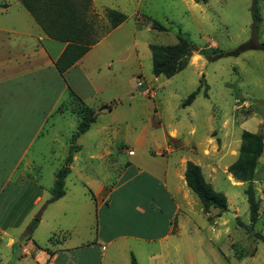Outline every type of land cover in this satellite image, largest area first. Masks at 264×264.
I'll return each mask as SVG.
<instances>
[{"label": "rangeland", "instance_id": "1", "mask_svg": "<svg viewBox=\"0 0 264 264\" xmlns=\"http://www.w3.org/2000/svg\"><path fill=\"white\" fill-rule=\"evenodd\" d=\"M252 5L253 0H92L98 34L109 25L106 9L125 13L127 20L122 28L106 34L83 62L91 82L99 88L98 94L79 73L70 72L67 78L90 107L112 104L113 108L103 109L97 124L81 142L77 141L83 148L66 178L67 196L48 209L43 203L36 212L40 217L45 214L34 232L38 245L50 246L54 234L60 240L68 234L66 238L72 243L95 238L97 210L92 191L100 180L114 184L122 173L123 181L134 175L138 166L157 174L168 170L170 179L183 157L197 160L209 153L216 167L210 166V174L203 172L214 188L227 196V209L214 208L208 216L187 187L191 214H186L187 218L179 214L180 227L175 223V232L168 240L135 242L125 249L115 245L103 264H131L132 253L138 264H264V241L254 236L255 232L264 234V151L253 181L260 215L252 232L245 227L252 223L244 193L247 183L236 181L228 172L238 157L243 130L264 134V0L259 2L262 22L258 27L254 25ZM152 21L167 30L153 28ZM143 24L150 28L138 29ZM179 29L193 45L192 63L170 78L155 76L149 44H175ZM200 85L194 101L184 105ZM72 119L78 122L77 116H67L60 122L66 136L76 128L67 129ZM170 132H175L176 138L169 141L180 148L168 152L165 138ZM138 134L142 137L136 141ZM64 139L55 155L34 157L41 168L29 174L44 186L53 184V169L65 161ZM106 150L112 155L101 157L99 154ZM129 150L134 152L129 154ZM128 162L136 166L128 168ZM4 176L0 172V184ZM27 199L31 207V199ZM16 207L20 206L0 204V264H34L32 256L22 255L23 237L34 217L19 219L16 210L11 212ZM28 207L21 205L24 210ZM160 208L163 213L159 215L165 220L172 215L171 205L164 208L160 201ZM131 215L134 217L133 212ZM130 219L127 212L118 213L117 229L147 231ZM8 233L17 238L15 246L7 245ZM86 255L90 261L82 252L76 255L79 264H98L96 252Z\"/></svg>", "mask_w": 264, "mask_h": 264}, {"label": "crops", "instance_id": "2", "mask_svg": "<svg viewBox=\"0 0 264 264\" xmlns=\"http://www.w3.org/2000/svg\"><path fill=\"white\" fill-rule=\"evenodd\" d=\"M125 22L108 35L122 28ZM137 27L138 29L150 28L146 24ZM103 39L64 74H61L55 62L65 50L67 43L49 37L20 0H0V172L5 173L0 184V200L3 199L0 204L20 206L11 210V212L16 210L15 213L19 215V219H31L38 215L36 212L43 203H45V209H48L67 196L66 192L63 197L48 203L55 178L53 184L44 186L42 181H38L36 176H31L29 173L32 170L40 171L41 168L34 157L44 154L55 155L60 140L63 138H65V143H62V149L67 150L65 156L68 155L73 145L79 147L74 153L71 165L72 169L75 167L78 154L83 148L82 144L73 141V133L77 129L78 122L72 119L73 122L67 129L76 128L71 130L73 132L67 136L63 134L60 122L67 116H76V114L70 109L60 110V107L70 101L72 93L78 95L83 101H87L80 91L70 85L71 81L67 78L70 72L79 73L88 86H92L93 92L98 94L99 88L91 82L83 62ZM85 104L88 105L86 102ZM103 105L106 104H97L95 109L99 110ZM97 122L96 120L92 126ZM89 130L83 133L77 141L81 142ZM141 137L142 134H138L136 141H139ZM175 138V132L167 134L165 140L168 152L180 148L177 143L169 141ZM121 147L123 148V145ZM130 152L134 151L129 150V154ZM208 154L203 153L201 159L191 161L199 164L204 172L210 174L211 168L216 167V161L209 157L211 154ZM99 155L104 158L112 153L111 150H106ZM96 156L91 154V157L96 158ZM190 159L183 157L179 168L170 179L168 170L157 174L138 166V171L123 181L121 180L124 176L122 173L119 174L120 180L114 184L100 180L96 185L97 189L94 192L91 190L97 210V228L93 240L72 243L68 241L69 238H65L61 242L39 249L34 239V231L33 236L27 239L22 247V255L32 256L34 264H79L77 254L82 252L86 259L89 257L86 254L96 252L97 263L103 264L107 253L115 245L117 248L125 249L127 245L135 242L149 243L168 240L171 233L175 232V223L178 228L180 227L179 214L187 218L192 211L185 180L186 163ZM111 162L112 164L115 162L114 165L117 164L116 160H111ZM125 166L130 168L136 165L134 162H128ZM59 168L53 169L54 175ZM138 177L143 179L137 180ZM10 184L12 186L2 196V192ZM27 198L31 199V207L27 206L29 203ZM160 201L162 207L171 205L173 209L172 215L166 220L159 215L163 213ZM21 205H26L28 208L24 210ZM166 208L169 209V206ZM201 209L203 210L202 204ZM120 212H127V217H131L130 220H137L140 226L146 228L147 231L120 232L117 229L119 224L117 216ZM131 212L134 213V217ZM43 215L45 214L40 217L38 226L44 221ZM207 215L211 216V211ZM164 221L167 225H164ZM165 226H167L166 230L159 231ZM8 236L7 245L15 246L17 238L10 233ZM47 248L53 252L52 255L45 250ZM88 260L90 261L91 258L89 257ZM111 264L117 263L112 262Z\"/></svg>", "mask_w": 264, "mask_h": 264}, {"label": "trees", "instance_id": "3", "mask_svg": "<svg viewBox=\"0 0 264 264\" xmlns=\"http://www.w3.org/2000/svg\"><path fill=\"white\" fill-rule=\"evenodd\" d=\"M22 4L34 16L36 22L42 27L44 32L51 38L67 43V46L60 57L55 62L56 68L64 74L81 57H83L96 43L106 34L118 27L127 20V15L117 9H106L105 14L109 20V25L105 32L98 34L96 24L93 22L92 0H20ZM263 0H253L252 13L254 25L262 22L259 11V2ZM153 28L167 30L166 27L152 21ZM178 41L175 44H149L152 54L153 73L155 76L164 75L170 78L185 69L191 61L193 55V45L187 34L179 29ZM245 47V46H242ZM209 55L210 53L204 52ZM203 83V81H202ZM201 85L193 91L184 101V105L191 104L199 93ZM207 95V93L205 94ZM69 102V103H68ZM67 104L61 105L60 110L70 109L78 118L77 129L73 133V141L86 131L97 120L99 112L103 109L111 110L113 105H103L99 110L90 107L76 94ZM77 107V108H76ZM78 145H73L66 156L64 164L56 171L54 185L51 188V197L48 203L53 202L66 194V178L71 172L74 153L78 150ZM264 151V134L243 130L238 157L228 167V172L238 182L247 183L244 193L249 204V212L252 223L245 225L248 232L253 231L254 223L259 218L260 201L257 198L253 181L256 179L259 159ZM185 180L187 186L199 198L204 213H209L212 208L224 211L228 207V198L225 193L214 188L204 175L199 164L189 160L186 163ZM40 215H36L28 226L24 235V240L32 237L33 232L40 222ZM63 239L67 234L62 235ZM254 236L258 240L264 241V234L255 232ZM60 237L54 234L50 237V244L61 242ZM39 249L43 247L37 245ZM50 255L53 254L49 248L45 249ZM131 264H138L135 255L131 254Z\"/></svg>", "mask_w": 264, "mask_h": 264}]
</instances>
